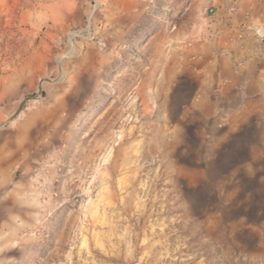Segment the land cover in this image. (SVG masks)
<instances>
[{"label": "rangeland", "instance_id": "obj_1", "mask_svg": "<svg viewBox=\"0 0 264 264\" xmlns=\"http://www.w3.org/2000/svg\"><path fill=\"white\" fill-rule=\"evenodd\" d=\"M223 21L264 37V0H0V264H264V99L205 82Z\"/></svg>", "mask_w": 264, "mask_h": 264}, {"label": "crops", "instance_id": "obj_2", "mask_svg": "<svg viewBox=\"0 0 264 264\" xmlns=\"http://www.w3.org/2000/svg\"><path fill=\"white\" fill-rule=\"evenodd\" d=\"M206 57V73L209 76L205 82L210 89L220 90L219 95L226 99L235 98L238 93L239 100L243 99L244 104H249L250 100L257 103L264 99V37L256 36L248 29L242 30L237 21H223L219 34L210 40ZM13 162L12 156L8 155L0 166V174L3 170H12ZM12 185L14 188L6 195L14 197L15 180L12 177H0V212H8L5 215L15 219L16 216L20 217L15 205L3 204V200L12 199L5 198L1 193L3 186ZM6 226L2 225L0 234L6 233Z\"/></svg>", "mask_w": 264, "mask_h": 264}, {"label": "built area", "instance_id": "obj_3", "mask_svg": "<svg viewBox=\"0 0 264 264\" xmlns=\"http://www.w3.org/2000/svg\"><path fill=\"white\" fill-rule=\"evenodd\" d=\"M255 32L258 33V34H261V30L260 29H256Z\"/></svg>", "mask_w": 264, "mask_h": 264}]
</instances>
